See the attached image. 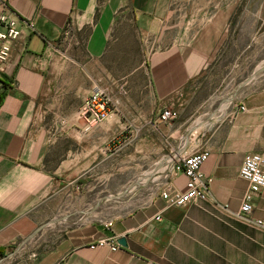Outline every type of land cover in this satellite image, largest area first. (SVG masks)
<instances>
[{
  "label": "crops",
  "instance_id": "0c3cea01",
  "mask_svg": "<svg viewBox=\"0 0 264 264\" xmlns=\"http://www.w3.org/2000/svg\"><path fill=\"white\" fill-rule=\"evenodd\" d=\"M4 10L21 36L0 68V264H264L261 232L236 218L242 160L264 157V74L210 122L189 118L226 31L222 0H0ZM94 88L112 112L86 130ZM164 108L178 118L161 123ZM201 151L206 200L167 207L168 181L186 190L167 174ZM252 205L264 220V189ZM108 237L125 246L88 248Z\"/></svg>",
  "mask_w": 264,
  "mask_h": 264
},
{
  "label": "built area",
  "instance_id": "2783aa9c",
  "mask_svg": "<svg viewBox=\"0 0 264 264\" xmlns=\"http://www.w3.org/2000/svg\"><path fill=\"white\" fill-rule=\"evenodd\" d=\"M21 36L19 19L10 11L4 10L0 13V68L9 60L15 42ZM111 97L101 88H94L88 95L79 110V117L85 123V129L89 130L105 122L111 110ZM240 111H244L241 106ZM179 114L173 108H164L160 112L159 121L167 124L175 121ZM207 151L195 152L179 157L167 174V178H174L177 174L186 180V190L181 192L174 188L170 181L161 189L159 198L169 208H183L192 202L204 201L207 198L208 188L212 178L206 177L201 166L207 160ZM239 176L248 183V188L243 195L241 205L236 218L259 230L264 237V220L252 217L254 196L264 189V157L261 154H246L239 168ZM159 220V218H156ZM109 248L115 252L120 246L114 237L101 238L88 247Z\"/></svg>",
  "mask_w": 264,
  "mask_h": 264
},
{
  "label": "rangeland",
  "instance_id": "374dc122",
  "mask_svg": "<svg viewBox=\"0 0 264 264\" xmlns=\"http://www.w3.org/2000/svg\"><path fill=\"white\" fill-rule=\"evenodd\" d=\"M217 1L209 0V3ZM222 2L227 8L226 31L224 35H214L218 41L215 59L189 107V118L198 119L200 125L215 118L221 100L232 97L249 77L253 76L252 80L264 74V0ZM259 68L263 69L259 71ZM209 96L208 104L197 110L201 99Z\"/></svg>",
  "mask_w": 264,
  "mask_h": 264
},
{
  "label": "water",
  "instance_id": "95a60500",
  "mask_svg": "<svg viewBox=\"0 0 264 264\" xmlns=\"http://www.w3.org/2000/svg\"><path fill=\"white\" fill-rule=\"evenodd\" d=\"M262 69H263V68H262ZM262 69H259V71L262 70ZM252 77H253V76L249 77V78L246 80V82H244L242 85H244L245 83H247L248 81H250ZM119 244H120L121 246H125V242H124V240H120V241H119Z\"/></svg>",
  "mask_w": 264,
  "mask_h": 264
},
{
  "label": "bare ground",
  "instance_id": "6f19581e",
  "mask_svg": "<svg viewBox=\"0 0 264 264\" xmlns=\"http://www.w3.org/2000/svg\"><path fill=\"white\" fill-rule=\"evenodd\" d=\"M260 69V68H259Z\"/></svg>",
  "mask_w": 264,
  "mask_h": 264
}]
</instances>
